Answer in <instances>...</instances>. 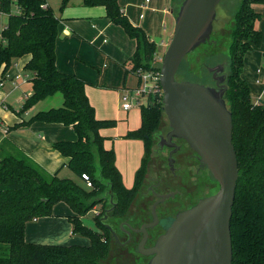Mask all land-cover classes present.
Segmentation results:
<instances>
[{"label": "trees", "instance_id": "obj_1", "mask_svg": "<svg viewBox=\"0 0 264 264\" xmlns=\"http://www.w3.org/2000/svg\"><path fill=\"white\" fill-rule=\"evenodd\" d=\"M173 1L176 13L179 4ZM67 3L68 0H62L61 9ZM82 3L86 7H104L106 18L135 40L130 71L157 68L156 45L128 20L117 0H82ZM253 4H264V0L239 2L233 14L227 49L224 100L232 118L238 173L230 218L232 264H264V102H252L248 84L241 77L244 54L259 46L262 37L254 29L258 14ZM0 13L7 15V23L0 29V73L6 72L17 59L29 56L24 68L31 75L32 92L16 114L21 116L38 100L54 93L60 92L63 98L60 107L38 111L12 128L34 122L71 126L76 140L54 142L52 147L68 159L65 166L74 175L80 179L82 174L87 175L92 185L86 188L85 184L60 178L57 173L49 174L4 138L0 143V264H101L110 250L112 237L102 221L108 193L114 198V207L106 213L107 217L124 218L144 184L155 134L164 115L162 97L149 98L147 105L140 107L139 128L124 135L126 139L141 140L144 145L133 185L125 188L115 166V154L103 147L104 138L99 135L102 128L114 127L116 121L96 119L85 93L87 83L56 67L59 19L52 9L44 0H17L16 4L0 0ZM208 43L215 46L218 42H207L186 57ZM59 202L69 206L73 212L69 217L72 232L87 238L88 245L25 241L26 223L51 216L53 206ZM96 205H102V210L94 216L95 228H89L81 218Z\"/></svg>", "mask_w": 264, "mask_h": 264}, {"label": "water", "instance_id": "obj_2", "mask_svg": "<svg viewBox=\"0 0 264 264\" xmlns=\"http://www.w3.org/2000/svg\"><path fill=\"white\" fill-rule=\"evenodd\" d=\"M221 1L183 0L178 5L174 32L159 67L163 113L170 127L165 145L174 146L173 138L183 139L217 182L218 190L178 212L154 245L145 248L146 230L156 225V207L166 197L160 196L151 208L152 221L134 230L143 234L138 252L150 257L147 264H232L230 218L238 173L232 118L224 100V67L219 64L210 70L213 87L176 79L183 59L209 42ZM173 152L167 158L170 167ZM106 213L102 221L107 219ZM106 227L117 241L115 231Z\"/></svg>", "mask_w": 264, "mask_h": 264}, {"label": "crops", "instance_id": "obj_3", "mask_svg": "<svg viewBox=\"0 0 264 264\" xmlns=\"http://www.w3.org/2000/svg\"><path fill=\"white\" fill-rule=\"evenodd\" d=\"M117 2L121 11L128 18V20L134 26L140 27L146 33L148 39L156 45L155 56L160 57L166 50V47L168 46L174 32L176 15L173 6L174 1L148 0L146 2V0H117ZM45 3L47 4L46 1ZM47 6L49 5L47 4ZM82 6V11L79 14L71 15L73 18H78V20L68 23V26L72 29V32L82 39L87 37L83 30H86L88 27H90L96 33L98 32V34H100L99 36H101L100 46L103 50L105 60L107 62L109 61L113 65H119V67L124 68L125 78L128 72H131L132 75H135L134 72L130 71L132 67L130 59L136 49L135 40L129 38L121 27L114 25L106 18L104 7H86L83 4ZM252 8L254 12L258 14V19L254 22V29L260 31L261 35L264 36V4H253ZM56 17L59 19V24L65 21L63 15ZM109 32L116 34V39L119 41L118 45H109L110 39L107 34ZM253 48L244 54L241 77L248 84L252 102L257 103L259 100L264 102V70L260 65V57H263L264 59V48H258V50H253ZM58 49V44L55 43V63L57 69L63 73L77 74L78 77L80 76L79 78L87 83L85 87V93H87L88 95L86 94V96L90 98L89 103L94 108L96 119L112 116L106 100L97 101L96 99H92L97 92L90 88L93 86L90 81L82 78V76L75 71L78 68L70 61L67 65L63 64ZM252 58H254L256 67L252 63L249 65L248 59L250 61ZM28 60L29 56L21 57L17 59L6 72L0 73V82H2V86L0 87V119L2 122L0 129V143L4 138H7L46 172L49 174L57 173L58 177L63 178L62 176H65L64 174H66L67 171H70L71 173L72 171L67 166H65L68 159L53 149L52 144L58 141L76 140V134L71 126H65L58 123L34 122L26 127H18L15 129L12 128L15 124L20 123L22 120H27L33 114L38 112L28 110L21 116L16 114V112L22 107L24 100L28 97L27 95H25V98H20L17 103L12 104L9 101L11 97L10 93L16 91L15 89L20 87L18 85L26 84L27 81L31 86L29 95L32 92V85L30 81L31 75L24 68ZM17 64L19 66L15 68ZM134 77L136 80V86L137 76L135 75ZM4 82H6V84H4ZM106 88L108 89H104L103 91H110L113 87L108 86ZM132 88H117L116 90L119 92L114 93L119 110L125 116L128 115L130 110H122L120 98L123 92ZM101 93L103 96L112 94L108 92ZM3 105L7 108H3ZM134 108L140 109L138 107ZM114 120L116 121V124L120 120L125 122L124 117H120L119 120ZM139 126L137 128H139ZM3 127L8 129L6 134L3 132ZM137 128L134 129L136 130ZM128 131H133V129L123 128V132L118 134V140L120 142L117 143H121L118 147L119 150L122 149L123 145L125 147L121 156L118 155L119 153L117 147H113V150L105 143V140L111 139L107 137L109 132L105 133L100 131V135H102L104 138L103 147L107 150H112L115 154V166L121 175L122 183L125 188L132 187L135 172L138 170L142 156L144 154V145L141 140H125L126 138H124V135ZM120 137L124 138V140H121ZM113 139L116 138L114 137ZM134 145H137L138 149L135 152H131V148H133ZM72 215L73 212L65 203L59 202L55 204L52 208L51 216L40 217L26 223L24 230L25 241L36 244L62 246L84 243L83 239L78 237L80 235L74 234L72 232V224L69 220V217Z\"/></svg>", "mask_w": 264, "mask_h": 264}, {"label": "rangeland", "instance_id": "obj_4", "mask_svg": "<svg viewBox=\"0 0 264 264\" xmlns=\"http://www.w3.org/2000/svg\"><path fill=\"white\" fill-rule=\"evenodd\" d=\"M49 7L52 9L53 13L60 17L63 15L65 18V21L61 22L58 25V34L56 43L58 44V50L60 58L62 59V62L64 65H67L70 61L74 66H76L78 69L75 71L82 76V78L90 81V83L93 84L92 88L97 93L95 96H93L92 99H96L97 101L106 100L108 104V108L110 112L112 113V116L107 118H102L98 120H114L121 117L125 119V122L118 121V123L114 127H107L102 128L101 132H109L107 137L111 138L108 140H105V143L114 150L113 147H117L118 155H122L123 151L125 149L124 145L121 150H119V146L121 143L118 140V134H121L123 132V128L127 129H133L137 128L139 126V118H140V109L134 108L131 109L127 116L122 114L119 110V106L117 104L116 96L114 93H117V88H132L135 86L136 80L135 75H132L131 72H128L126 75V78L124 77L125 69L122 67H119V65H113L109 61L107 62L105 60V56L103 55V50L101 49V36L93 31L90 27L86 28V30H83L84 34L87 36L85 39L80 38L76 34L72 32V29L68 26L69 22H74L75 20H78V18H73L71 15L79 14L82 9V0H68L67 8L61 9L62 0H45ZM176 4H180L183 0H175ZM241 0H222L217 8H216V18L213 22V30L212 34L210 36L209 42L213 41V44L218 42L215 46H211V43L206 44L205 46H202L199 48L195 54L188 56L183 61L182 65L180 66L179 71L177 72V80L178 81H190V80H196L194 82L199 84H204L206 86H214V80L212 78L213 68H215L217 65L222 64L223 65V71L222 74H225L228 72V44H229V38H230V29L232 25V19L233 14L236 11L238 4ZM72 7V8H71ZM69 9V10H68ZM7 23V15L0 14V29L2 28V25L4 26ZM84 26V25H83ZM110 39L109 45H118L119 41L116 39L115 33H107ZM99 36V37H98ZM118 47V46H117ZM264 48V36L261 37L260 45L256 48L254 47L253 50H258V48ZM165 52V51H164ZM251 53V51H250ZM164 54V53H163ZM163 54L160 56L162 57ZM260 65L262 69L264 70V59L263 57H260ZM249 65L252 63L255 67L256 64L254 63V58H252L250 61L248 59ZM19 65L17 64L15 68H17ZM127 69V68H126ZM74 74V73H73ZM78 76L77 74H74ZM196 76V77H195ZM80 77V76H79ZM195 77V78H194ZM8 82V81H6ZM4 82V84H6ZM192 82V81H190ZM98 85V86H97ZM20 87H17L14 92H11V97L9 101L13 103H17V101L25 98V95H29V91H31L30 83L27 81L26 84H20L18 85ZM113 87L110 91H103L104 89H108L106 87ZM100 92V93H99ZM101 92H108L112 94L104 95ZM87 94V93H86ZM88 95V94H87ZM88 97V96H87ZM89 102L90 98L88 97ZM25 101V100H24ZM142 102H146V100H141ZM63 98L62 94L60 92L54 93L50 96H47L43 99L38 100L35 104L30 107L29 110L31 111H45L50 108H57L62 105ZM121 102V101H120ZM169 124L166 119V117L163 115L159 129L157 130L156 134H159L158 139L155 138L152 154L150 155V160L147 162V172L144 180L143 187L135 198V200L132 202L131 206L129 207L126 216L124 218H116L113 219L108 216V219L104 220L105 227L110 226L113 227V230L115 231L117 235V241L111 237L110 240V250L105 258V260L101 264H116V260H118L119 256L122 257V264H135V261L137 259L139 260V257L136 259V254L132 251V254H125V251L121 252L119 249V242H120V235L118 233V227L121 222H123L127 216H133L135 221L139 223L141 220H146L150 218V208L151 203L154 198L148 196V189L151 188L155 181L163 178V180L167 183L165 185V188H167L169 191H175L178 193H182V196L190 193V190L197 191V193H200L202 190L206 188L207 196L212 195L214 192L217 191L218 185L214 184V181L211 177V175L207 173H200L203 178H206V181L203 180V182H194V185L191 186L192 176L194 175L195 165L190 164L186 171L181 174L178 169H176V165L180 162V157L177 155L175 158L177 161L173 162L172 167L168 164V151L165 149L159 150L158 143L162 142L165 139V134L169 132ZM99 131V135H100ZM102 136V135H100ZM116 139H113V138ZM121 138V137H120ZM162 139V140H161ZM121 140H124V138H121ZM128 140V139H125ZM158 140V141H157ZM160 140V141H159ZM158 142V143H157ZM185 152H190L189 147L184 143ZM138 149L137 145H134L133 148H131V152H135ZM173 158V157H172ZM174 159V158H173ZM121 165V163H120ZM123 165V164H122ZM65 176H62L63 178H69L74 180L76 183L83 186L84 182L75 176L70 171H67ZM189 178L190 181L187 180ZM202 183V188L200 184ZM194 186V187H193ZM193 187V188H191ZM201 188V189H200ZM179 194H176L175 198L169 199L167 202L171 204V202H180L183 204V200L179 198ZM181 196V197H182ZM108 202H106V210L108 212L111 211L112 205L114 204V198L110 197L109 193L107 196ZM105 205V206H106ZM93 210H96L98 212H101L102 205H96ZM90 211L85 216H83L82 222L84 225H86L89 228H95L94 226V212ZM109 214V213H108ZM99 215V213H98ZM137 217V218H136ZM168 223V222H167ZM164 220L160 221V225H167ZM121 226V225H120ZM108 229V228H107ZM79 238L83 239L84 243L79 244H88V239L84 237ZM136 243V239L134 238L132 242L133 244ZM122 254V255H121ZM144 264L147 262V258L142 259ZM119 261V260H118Z\"/></svg>", "mask_w": 264, "mask_h": 264}, {"label": "flooded vegetation", "instance_id": "obj_5", "mask_svg": "<svg viewBox=\"0 0 264 264\" xmlns=\"http://www.w3.org/2000/svg\"><path fill=\"white\" fill-rule=\"evenodd\" d=\"M225 81H226V79H225ZM225 81H224V83H225ZM214 84H215V82H214ZM169 131H170V129H169ZM158 137H159V134H155V138L158 139ZM171 141H172V143H174V146H170V147H167L165 145L166 140H164L161 143L157 142L159 150L165 149L168 151V154L170 151L174 150L172 157L174 158V162L177 161L175 159V158H177L176 157L177 155L180 157V159H179L180 162L178 165H176V169H178L181 174L183 173V171L184 172L186 171V169L188 168V166L190 164L195 165L196 171L194 172V175L192 176L191 186H192V184L194 185L195 181L196 182H203V180L206 181V178L205 177L203 178L202 176H200V175H202L200 173L204 174V173L208 172L210 174V172L208 171V169L205 166L200 164L199 159H198L197 155L195 154V152H193L190 149L188 144L183 139L173 138ZM184 143L190 149V152H185V154H184V149H185ZM211 177H212V175H211ZM212 179L214 181V184L216 185L217 182L214 180L213 177H212ZM187 180L190 181L189 178H187ZM165 185H167V183L163 180V178H161V179L155 181L151 188H147L149 198L150 197L154 198L152 203H151V208L156 201L160 200V196L164 195L166 197H164L163 201H161L156 207V213H157V217H158V221H157L156 225L154 227L148 228L146 230L147 236H146V240H145V244H144L145 248H149V247H152L154 245L156 239L162 233L165 232V230L172 223V221L174 220V218L178 212L190 208L195 203H197L198 200H200L203 197H207V195H208V194H206L208 190H206V188H205L200 193H197V191L190 190V193L182 196V193H178L175 191H169L167 188H165ZM200 186L202 188V186H203L202 183L200 184ZM193 187H191V188H193ZM176 194L180 195L179 198H181L183 200V204H181L180 202H171V204H169L167 202L169 199L175 198ZM151 208H150V212H149L150 218H148L146 220H141V222L139 221V223H137L135 221V219L133 218V216L130 215V216H127V218L123 222H121L119 224V227H118V233L120 235V242L118 243L119 249L121 250V252H123V250H124L126 255L132 254L131 250H133V252L137 255L136 259L139 257V260L137 259V261H135V264H144L142 259L147 258V262H148V260L150 258V257L144 256L138 252V244H139L140 240L143 238V234L141 232L134 231V230H138V229H140V227L143 224L149 223L152 221ZM107 219H108V217H107ZM161 220H164L165 223L168 222L167 225H160ZM112 229H113V227H112ZM134 238L136 239V243L133 244V246H132V242H133ZM116 242H118V241H116ZM122 257L119 256V258H118L119 261L116 260V264H122ZM147 262L145 264H147Z\"/></svg>", "mask_w": 264, "mask_h": 264}, {"label": "built area", "instance_id": "obj_6", "mask_svg": "<svg viewBox=\"0 0 264 264\" xmlns=\"http://www.w3.org/2000/svg\"><path fill=\"white\" fill-rule=\"evenodd\" d=\"M11 3L16 4L17 0H9ZM148 0H146L147 2ZM46 5L43 4L44 8ZM1 14V13H0ZM162 57H154V63L157 64V68L150 70H143L141 68L137 69L134 74L137 76V85L122 93L120 101L121 108L123 111L131 110L134 107L140 108L141 106H146L149 98L162 97V89L160 87L159 78H160V64ZM2 82H0V87ZM141 100H146L142 102ZM3 108H7L3 105ZM2 122L0 119V129ZM4 128V127H3ZM3 132L6 134L8 132L7 128L3 129ZM81 179L85 184L86 188H91V182L87 175L82 174ZM95 215H98V211L93 210Z\"/></svg>", "mask_w": 264, "mask_h": 264}]
</instances>
